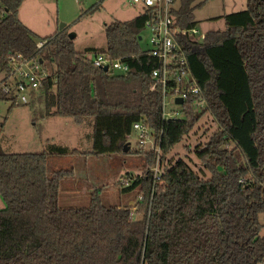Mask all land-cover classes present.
<instances>
[{"label": "trees", "instance_id": "16d2710c", "mask_svg": "<svg viewBox=\"0 0 264 264\" xmlns=\"http://www.w3.org/2000/svg\"><path fill=\"white\" fill-rule=\"evenodd\" d=\"M23 0H0V74L20 54L49 67L37 102L41 118H65L91 129V150L82 152L47 141L33 153H7L0 145V264H261L264 262V0H246L244 10L224 14L223 30L197 38L176 33L206 107L196 113L184 105V118L162 121L161 96L151 91L157 59L139 46L148 18L104 26L105 48L74 49L68 28L39 38L23 24ZM203 1L176 0L174 27L195 29V9ZM102 0L84 15L93 14ZM38 43H43L40 47ZM105 53L128 66L124 74L104 71L89 57ZM8 113L19 106L1 90ZM34 105V102H31ZM208 113L217 130L194 151L209 176L203 178L183 160L167 167L163 185L153 184L156 152L144 153L145 170L120 185L136 189L134 209L104 206L91 193L86 208L59 207V186L71 170L47 175L49 156L100 157L122 152L132 124L144 122L160 137L159 163ZM33 119V125L34 121ZM0 122V134L4 123ZM140 152V151H139ZM134 210V211H133Z\"/></svg>", "mask_w": 264, "mask_h": 264}, {"label": "rangeland", "instance_id": "374dc122", "mask_svg": "<svg viewBox=\"0 0 264 264\" xmlns=\"http://www.w3.org/2000/svg\"><path fill=\"white\" fill-rule=\"evenodd\" d=\"M99 1L23 0L18 17L39 38L52 35L64 24L63 28H68V33H73L75 36L72 40L76 51L83 52L88 48L103 49L106 42L105 24L114 20L124 21L133 18L141 12L142 8L139 4L129 3L128 0H102V6L98 11L78 19ZM197 1L204 2L201 7L195 9L193 15L197 32L195 37L197 38L202 37L210 30H223L224 22L218 17L244 10L246 7V0ZM151 33L149 27H144L140 33L139 46L143 51L152 48ZM45 64L43 69L49 74L47 69L52 66L48 65L46 61ZM39 93L40 91L33 93V99L29 103L17 102L19 106L14 107L9 113L8 108L11 102H0V122L6 118L3 131L0 134L2 149L7 153H33L43 150L47 141H50L70 149L89 152L92 145L90 127L86 124H74L68 118H41L44 108L37 102ZM31 102H34V105H31ZM216 130L215 121L208 113H204L193 130L171 149L166 161L158 164L160 150L152 149L150 144L139 147L136 133L131 132L127 138L129 149L126 152L100 157H92L87 154L49 156L46 162L47 175L50 176L56 170H71L73 172L72 177L60 181L58 204L61 208H86L89 206L91 193L98 191L104 206H127L134 209L136 202L139 201L140 186L120 192L117 185H126L127 179H134L136 176L142 175L145 170L144 153L149 151L157 153L153 165H156L161 172L181 159L201 177L207 178L209 174L202 167L194 151L197 147H201ZM4 208L5 204L0 197V210ZM258 218L259 222L264 225V212ZM260 235H264V226L260 230Z\"/></svg>", "mask_w": 264, "mask_h": 264}, {"label": "built area", "instance_id": "2783aa9c", "mask_svg": "<svg viewBox=\"0 0 264 264\" xmlns=\"http://www.w3.org/2000/svg\"><path fill=\"white\" fill-rule=\"evenodd\" d=\"M129 3L139 4L141 12H146L148 18L144 27L151 30V50L148 54L157 59V67L150 76L153 80L151 91L157 90L161 96L162 121H177L184 118V105H189L197 114L206 107V102L201 94V89L192 75L182 45L174 38L176 33H186L190 36L197 34L195 29L180 30L174 27L172 9L176 0H128ZM4 15L0 3V18ZM41 46L40 43L37 44ZM91 63L99 68L107 66L113 73H126L128 66L121 60L110 61L105 53H97L89 57ZM40 61V60H39ZM31 59L16 54L9 61L10 69L3 72L0 77L2 92L21 104L29 103L33 99V93L43 86L44 79L48 76L43 69L42 61ZM181 99L182 103H177ZM131 132L136 133V141L139 147L151 145V148L159 151L160 137L142 121L132 124ZM157 151V152H158ZM159 161H157V164ZM153 175V184L163 185L162 174L156 165L150 169ZM130 179L125 181L128 186ZM124 183V184H125ZM141 200V196H138Z\"/></svg>", "mask_w": 264, "mask_h": 264}, {"label": "water", "instance_id": "95a60500", "mask_svg": "<svg viewBox=\"0 0 264 264\" xmlns=\"http://www.w3.org/2000/svg\"><path fill=\"white\" fill-rule=\"evenodd\" d=\"M63 27H64V24L61 25V27L59 28V30H62ZM74 37H75V36H74L73 33H68V38H69L70 40H72ZM102 69H103L104 71H107V70H108L107 66H103ZM176 102H177V103H182L181 99H176ZM128 149H129V143L127 142V143L124 145V147H123V149H122V152H126V151H128Z\"/></svg>", "mask_w": 264, "mask_h": 264}, {"label": "crops", "instance_id": "0c3cea01", "mask_svg": "<svg viewBox=\"0 0 264 264\" xmlns=\"http://www.w3.org/2000/svg\"><path fill=\"white\" fill-rule=\"evenodd\" d=\"M130 19H131V18H130ZM57 31H58V30H57ZM34 33H35V32H34ZM54 33H55V32H54ZM54 33H53V34H54ZM35 34H36V33H35ZM36 35H37V34H36Z\"/></svg>", "mask_w": 264, "mask_h": 264}]
</instances>
